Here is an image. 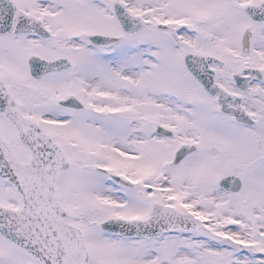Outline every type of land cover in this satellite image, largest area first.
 I'll list each match as a JSON object with an SVG mask.
<instances>
[{"label":"snow or ice","instance_id":"snow-or-ice-1","mask_svg":"<svg viewBox=\"0 0 264 264\" xmlns=\"http://www.w3.org/2000/svg\"><path fill=\"white\" fill-rule=\"evenodd\" d=\"M0 264H264V0H0Z\"/></svg>","mask_w":264,"mask_h":264}]
</instances>
